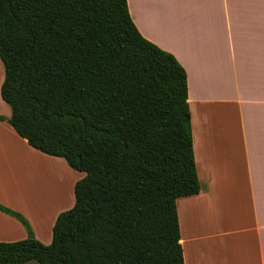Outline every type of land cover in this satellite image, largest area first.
Returning <instances> with one entry per match:
<instances>
[{
    "label": "trees",
    "instance_id": "trees-1",
    "mask_svg": "<svg viewBox=\"0 0 264 264\" xmlns=\"http://www.w3.org/2000/svg\"><path fill=\"white\" fill-rule=\"evenodd\" d=\"M1 97L36 150L84 173L52 243L0 242V264H185L177 200L200 193L186 70L127 0H0Z\"/></svg>",
    "mask_w": 264,
    "mask_h": 264
},
{
    "label": "crops",
    "instance_id": "crops-1",
    "mask_svg": "<svg viewBox=\"0 0 264 264\" xmlns=\"http://www.w3.org/2000/svg\"><path fill=\"white\" fill-rule=\"evenodd\" d=\"M127 2L142 36L188 77L202 189L177 200L185 264H264V0ZM4 77L0 69V117L9 119ZM72 170L0 119V205L22 214L45 245L84 176L74 181ZM26 238L22 223L0 211V242Z\"/></svg>",
    "mask_w": 264,
    "mask_h": 264
},
{
    "label": "rangeland",
    "instance_id": "rangeland-1",
    "mask_svg": "<svg viewBox=\"0 0 264 264\" xmlns=\"http://www.w3.org/2000/svg\"><path fill=\"white\" fill-rule=\"evenodd\" d=\"M0 69H1V71L4 70V67H3V64L1 63V61H0ZM59 170H61V174H62L63 178H67V177H66V176H67V170H66L65 168H62V169H61V167H60ZM83 175H84V173H80V172H77V171L72 170L71 178L74 177L73 180L75 181L77 178L82 177ZM83 177H84V176H83ZM70 181H71V180H70ZM78 181H79V180H78ZM69 199H70V202H69V205H68V207H67V208H68L67 210L71 209L72 206H73L74 203H75V194H74V188H73V187L70 188Z\"/></svg>",
    "mask_w": 264,
    "mask_h": 264
}]
</instances>
